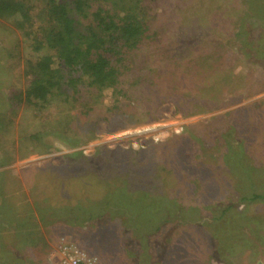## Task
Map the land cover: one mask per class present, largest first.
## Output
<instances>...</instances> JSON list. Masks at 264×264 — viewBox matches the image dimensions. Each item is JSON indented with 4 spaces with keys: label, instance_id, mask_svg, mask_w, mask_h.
<instances>
[{
    "label": "rangeland",
    "instance_id": "1",
    "mask_svg": "<svg viewBox=\"0 0 264 264\" xmlns=\"http://www.w3.org/2000/svg\"><path fill=\"white\" fill-rule=\"evenodd\" d=\"M15 1L30 22L0 18V264H58L64 244L97 264H264V200L251 199L264 196V0H89L79 31L101 6L130 10L157 38L142 50L149 66L224 53L228 84H241L237 103L195 116L164 104L114 133L98 121L91 141L68 126L65 96L27 102L33 66L54 54L30 40L51 22L47 0ZM95 96L97 110L111 101ZM92 173L106 188L90 194Z\"/></svg>",
    "mask_w": 264,
    "mask_h": 264
},
{
    "label": "trees",
    "instance_id": "2",
    "mask_svg": "<svg viewBox=\"0 0 264 264\" xmlns=\"http://www.w3.org/2000/svg\"><path fill=\"white\" fill-rule=\"evenodd\" d=\"M88 1L47 0L51 25L42 38H27L36 53L48 50L54 54L44 53L33 66V79L25 94L28 103L45 105L65 96L70 105L68 126L81 129L79 133L91 141L98 136V121L106 123L108 133H114L156 121L164 104H172L183 116H195L240 101L235 97L241 84L233 88L227 82L228 55L189 50L176 63L149 66L141 58L142 50L157 42L149 34V24L130 10L121 16L101 6L81 32L77 16H86ZM22 6L15 0H0V18H21L17 27L23 30L30 17ZM55 58L59 59L57 67ZM106 91L111 92V101L103 102L97 110L95 94L103 98ZM82 95L88 96L87 103L77 107ZM73 175L79 180L86 177L79 171ZM91 175L85 181L88 193L106 188L98 174ZM251 199L264 200V196ZM43 244L40 237L31 248L39 259L46 253Z\"/></svg>",
    "mask_w": 264,
    "mask_h": 264
},
{
    "label": "built area",
    "instance_id": "3",
    "mask_svg": "<svg viewBox=\"0 0 264 264\" xmlns=\"http://www.w3.org/2000/svg\"><path fill=\"white\" fill-rule=\"evenodd\" d=\"M58 255V264H97L95 259L74 244L61 245L58 249Z\"/></svg>",
    "mask_w": 264,
    "mask_h": 264
}]
</instances>
